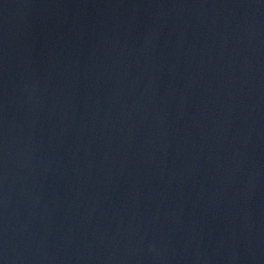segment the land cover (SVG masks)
<instances>
[{"label":"water","instance_id":"1","mask_svg":"<svg viewBox=\"0 0 264 264\" xmlns=\"http://www.w3.org/2000/svg\"><path fill=\"white\" fill-rule=\"evenodd\" d=\"M0 264H264V0H0Z\"/></svg>","mask_w":264,"mask_h":264}]
</instances>
